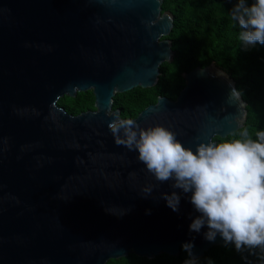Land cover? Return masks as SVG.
Here are the masks:
<instances>
[{"label": "water", "instance_id": "obj_1", "mask_svg": "<svg viewBox=\"0 0 264 264\" xmlns=\"http://www.w3.org/2000/svg\"><path fill=\"white\" fill-rule=\"evenodd\" d=\"M164 1L0 0V264L179 257L188 242L198 260L226 245L219 234L206 240L207 226L190 231L200 215L191 193L155 181L108 128L125 119L116 96L156 87L175 59ZM183 77L176 100L127 119L168 128L193 151L244 128L247 104L228 73L213 63ZM89 91L95 110L59 106ZM173 191L178 211L162 196Z\"/></svg>", "mask_w": 264, "mask_h": 264}, {"label": "clouds", "instance_id": "obj_2", "mask_svg": "<svg viewBox=\"0 0 264 264\" xmlns=\"http://www.w3.org/2000/svg\"><path fill=\"white\" fill-rule=\"evenodd\" d=\"M230 17L242 29L243 44L264 45V0L250 4L237 0ZM108 128L116 145L138 151V161L155 181H173L174 189L191 193L190 203L200 215L193 219L190 231L199 233L207 226L204 238L209 242L219 234L238 252L264 250V130L256 132L255 140L247 138L244 130L241 135L247 139L199 142L193 151L163 126L142 128L132 119L115 118ZM152 188L142 192L147 196ZM162 196L169 208L179 210L181 197L176 191ZM193 247L191 242L182 245L189 256Z\"/></svg>", "mask_w": 264, "mask_h": 264}, {"label": "trees", "instance_id": "obj_3", "mask_svg": "<svg viewBox=\"0 0 264 264\" xmlns=\"http://www.w3.org/2000/svg\"><path fill=\"white\" fill-rule=\"evenodd\" d=\"M237 0H165L163 12L174 16V29L168 37L173 43L175 59L161 67L159 83L152 89L138 88L115 98L114 109L122 112V118L136 119L159 97L176 100L185 88L183 77L194 69L206 68L213 63L228 73L236 82L238 91L247 104V122L240 131L219 143L235 139H256V132L264 130V45H245L240 41L238 24L230 17ZM252 0H248L250 4ZM92 91L80 93L76 98L65 97L59 106L78 115L94 106ZM95 108V106H94ZM247 130L248 137L241 133ZM264 264V250L245 249L238 252L235 245L213 248L202 259L194 260L182 250L179 257L166 254L152 260L131 254L126 258L111 260L108 264Z\"/></svg>", "mask_w": 264, "mask_h": 264}, {"label": "rangeland", "instance_id": "obj_4", "mask_svg": "<svg viewBox=\"0 0 264 264\" xmlns=\"http://www.w3.org/2000/svg\"><path fill=\"white\" fill-rule=\"evenodd\" d=\"M88 110H95V108H94V106H92L89 109H85L84 111H88Z\"/></svg>", "mask_w": 264, "mask_h": 264}]
</instances>
